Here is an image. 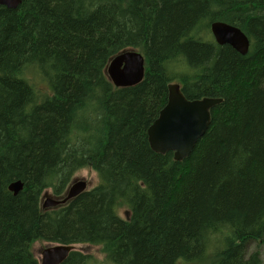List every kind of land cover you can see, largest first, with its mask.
Listing matches in <instances>:
<instances>
[{"label": "trees", "instance_id": "1", "mask_svg": "<svg viewBox=\"0 0 264 264\" xmlns=\"http://www.w3.org/2000/svg\"><path fill=\"white\" fill-rule=\"evenodd\" d=\"M214 22L241 30L248 53L217 45ZM131 50L143 80L117 89L106 67ZM172 82L189 100H221L182 162L147 137ZM87 167L97 187L40 209ZM36 242L100 246L107 264H263L264 0L0 7V264H39ZM92 263L71 252L62 264Z\"/></svg>", "mask_w": 264, "mask_h": 264}, {"label": "water", "instance_id": "2", "mask_svg": "<svg viewBox=\"0 0 264 264\" xmlns=\"http://www.w3.org/2000/svg\"><path fill=\"white\" fill-rule=\"evenodd\" d=\"M21 1L0 0V6L16 9ZM211 30L220 42L230 44L237 50L244 47L238 38L241 33L230 25L214 23ZM106 71L116 88L136 85L143 77V58L140 54L124 53L115 57ZM216 100L204 98L203 100L187 101L180 93L178 86H169L168 104L147 131L152 151L161 155L172 152L176 162L187 159L197 141L210 125L209 111L216 105ZM20 187V184L15 183L11 184L8 190L15 195ZM84 190L85 183H76L68 189L62 200L46 199L43 208H54L66 204ZM69 251H72V248L64 245L50 247L42 252L40 264H62Z\"/></svg>", "mask_w": 264, "mask_h": 264}, {"label": "rangeland", "instance_id": "3", "mask_svg": "<svg viewBox=\"0 0 264 264\" xmlns=\"http://www.w3.org/2000/svg\"><path fill=\"white\" fill-rule=\"evenodd\" d=\"M210 37L213 39L211 33H210ZM38 89L41 92H46L48 89L46 87L45 84H39L38 85ZM72 184L78 183V182H85L88 186L87 190H90L91 188L97 186L99 184V179L97 177V175L89 168H84L80 171H78L72 178ZM51 191V190H50ZM50 191H45L44 194L42 195L43 197L40 198V209H42L43 203L46 199H53L51 196V192ZM50 195V196H49ZM55 200V199H54ZM126 205H123L122 207H120L121 209L119 210V216L122 217L123 219H125L127 217V210L125 208ZM54 209V208H53ZM51 245L44 243V242H36L35 244H33L32 246V252L34 254V256L36 257V259L38 261H40L41 258V254L44 250L50 248ZM259 254L262 260V263L264 264V248L263 247H259ZM73 252H79L82 253L86 256H89L93 262H95L96 264H107L105 260L103 259V252L101 250L100 246H94V245H73ZM100 261H102L100 263ZM207 262V260L205 261V263ZM94 264V263H92ZM109 264V263H108Z\"/></svg>", "mask_w": 264, "mask_h": 264}, {"label": "bare ground", "instance_id": "4", "mask_svg": "<svg viewBox=\"0 0 264 264\" xmlns=\"http://www.w3.org/2000/svg\"><path fill=\"white\" fill-rule=\"evenodd\" d=\"M214 23H219V22H214ZM214 23H212V24H214ZM212 24L210 25V33H211V35H212V37H213V40H214V42L217 44V45H219V46H229L230 48H232L235 52H237L238 54H240V55H242V56H245L247 53H248V50H249V45H250V42H249V39L247 38V36L241 31V30H239L238 28H236V27H233V26H231V27H233L236 31H238L239 33H241V35L238 37L239 38V40L241 41V43H242V45H244V47H242V48H240L239 50H237V49H235L233 46H231L230 44H226V43H223V42H220L217 38H215V35H214V33H213V31L211 30V26H212ZM224 24V23H223ZM131 51H126V52H123V53H121V54H118V55H116L115 57H118V56H120V55H122V54H124V53H130ZM115 57H113L111 60H110V62H109V64L111 63V61L115 58ZM109 64H108V66H109ZM108 66L106 67V70H107V68H108ZM123 67V66H122ZM105 70V73H106V75H107V77H108V79H109V81H110V83L112 84V86L114 87V84H113V82L111 81V79H110V77H109V75L107 74V71ZM176 79V78H175ZM133 86H135V85H132V86H129V87H127V88H130V87H133ZM39 95H40V93H39ZM42 97L44 96V94H42L41 95ZM45 97V96H44ZM39 99V98H38ZM217 103H216V105H218V104H220L221 103V100H220V98L218 99L217 98ZM155 122V121H154ZM153 122V123H154ZM153 125V124H152ZM151 125V126H152ZM207 131V130H206ZM205 131V132H206ZM205 134V133H204ZM204 136V135H203ZM202 136V137H203ZM201 137V138H202ZM200 138V139H201ZM200 139L198 140V141H200ZM198 141H197V143H198ZM148 143H149V141H148ZM196 143V144H197ZM196 144H195V146H196ZM149 146H150V144H149ZM195 146H194V148H195ZM151 148V147H150ZM193 148V149H194ZM193 151V150H192ZM167 153H172V152H167ZM173 154V153H172ZM173 158H174V161H175V156H174V154H173ZM176 162V161H175ZM15 183H18V184H20L21 185V187H20V190L18 191V192H20L21 190H22V184H21V182H14V183H12V184H15ZM10 186V185H9ZM9 191V190H8ZM10 193H12L11 191H9ZM17 192V193H18ZM16 193V194H17ZM13 194V193H12ZM15 194V195H16ZM14 195V194H13ZM14 195V196H15ZM59 206H61V205H59ZM59 206H56V207H54V208H57V207H59ZM43 207V206H42ZM118 216V215H117ZM65 246V245H64ZM67 247H71L72 248V251H69L68 252V255L71 253V252H73V246H67ZM68 255H67V257H68ZM67 257H66V259H67ZM65 259V260H66ZM64 260V261H65ZM63 261V262H64ZM110 262V261H109Z\"/></svg>", "mask_w": 264, "mask_h": 264}]
</instances>
